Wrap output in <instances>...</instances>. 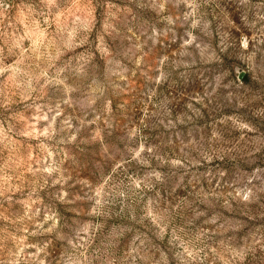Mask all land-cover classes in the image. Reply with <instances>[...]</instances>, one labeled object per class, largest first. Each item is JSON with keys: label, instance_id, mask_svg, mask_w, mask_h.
<instances>
[{"label": "rangeland", "instance_id": "374dc122", "mask_svg": "<svg viewBox=\"0 0 264 264\" xmlns=\"http://www.w3.org/2000/svg\"><path fill=\"white\" fill-rule=\"evenodd\" d=\"M0 264H264V0H0Z\"/></svg>", "mask_w": 264, "mask_h": 264}, {"label": "water", "instance_id": "95a60500", "mask_svg": "<svg viewBox=\"0 0 264 264\" xmlns=\"http://www.w3.org/2000/svg\"><path fill=\"white\" fill-rule=\"evenodd\" d=\"M245 73H246L245 71H241V72H240V75H239V78H240V79H243Z\"/></svg>", "mask_w": 264, "mask_h": 264}]
</instances>
